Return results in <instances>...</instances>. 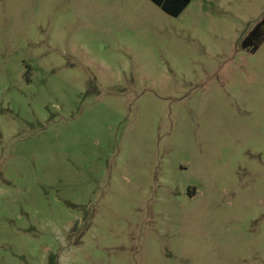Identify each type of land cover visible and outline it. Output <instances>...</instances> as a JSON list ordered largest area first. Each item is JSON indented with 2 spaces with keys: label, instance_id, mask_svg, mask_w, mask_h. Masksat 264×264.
I'll return each mask as SVG.
<instances>
[{
  "label": "rangeland",
  "instance_id": "1",
  "mask_svg": "<svg viewBox=\"0 0 264 264\" xmlns=\"http://www.w3.org/2000/svg\"><path fill=\"white\" fill-rule=\"evenodd\" d=\"M264 0H0V264H264Z\"/></svg>",
  "mask_w": 264,
  "mask_h": 264
},
{
  "label": "trees",
  "instance_id": "2",
  "mask_svg": "<svg viewBox=\"0 0 264 264\" xmlns=\"http://www.w3.org/2000/svg\"><path fill=\"white\" fill-rule=\"evenodd\" d=\"M167 14L178 17L190 5L192 0H152ZM264 43V15L242 41V48L256 53Z\"/></svg>",
  "mask_w": 264,
  "mask_h": 264
}]
</instances>
